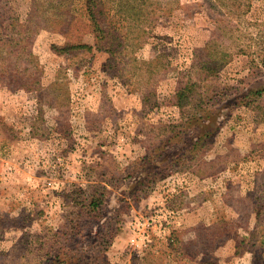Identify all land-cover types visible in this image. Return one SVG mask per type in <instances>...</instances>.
Wrapping results in <instances>:
<instances>
[{"label": "rangeland", "instance_id": "obj_1", "mask_svg": "<svg viewBox=\"0 0 264 264\" xmlns=\"http://www.w3.org/2000/svg\"><path fill=\"white\" fill-rule=\"evenodd\" d=\"M225 1L0 0V264H264V0Z\"/></svg>", "mask_w": 264, "mask_h": 264}, {"label": "trees", "instance_id": "obj_2", "mask_svg": "<svg viewBox=\"0 0 264 264\" xmlns=\"http://www.w3.org/2000/svg\"><path fill=\"white\" fill-rule=\"evenodd\" d=\"M218 1H225V0H215V2H218ZM227 1L229 0H226V4ZM232 3H239L241 0H231ZM93 2V5L95 6V0H92ZM224 4V3H222ZM132 9H133V6H132ZM130 11V10H129ZM86 12H87V15H88V18L90 19V21L92 22L91 24L93 25L94 27V30L96 31H99L100 33H104V29H100L99 26H98V21H101L100 17L99 16H96V14L99 13V11L96 13V11L92 8V6L90 4L87 5L86 7ZM98 36V35H96ZM78 46H85V45H78ZM187 91H188V88L187 87H184L183 89L181 90H178L176 92V106L178 107H182V105L184 104L185 100L187 99Z\"/></svg>", "mask_w": 264, "mask_h": 264}]
</instances>
